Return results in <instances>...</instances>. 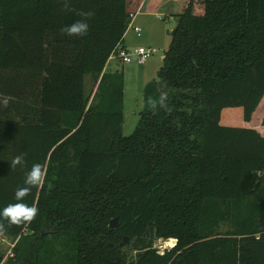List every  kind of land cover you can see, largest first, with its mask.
I'll list each match as a JSON object with an SVG mask.
<instances>
[{
    "label": "trees",
    "instance_id": "obj_1",
    "mask_svg": "<svg viewBox=\"0 0 264 264\" xmlns=\"http://www.w3.org/2000/svg\"><path fill=\"white\" fill-rule=\"evenodd\" d=\"M144 1L0 0V208L45 171L24 198L35 219L0 217V264H264V132L221 123L264 97V0H157L182 5L123 135V72L104 69ZM78 20L87 35L61 31Z\"/></svg>",
    "mask_w": 264,
    "mask_h": 264
},
{
    "label": "rangeland",
    "instance_id": "obj_2",
    "mask_svg": "<svg viewBox=\"0 0 264 264\" xmlns=\"http://www.w3.org/2000/svg\"><path fill=\"white\" fill-rule=\"evenodd\" d=\"M180 5H182L181 2L176 7L174 3L164 1L161 8H158L151 13H144V15L142 14L138 16L137 26L141 29L140 36H136L130 29L127 31L125 42L130 51L136 47L148 46L156 49L155 54L148 58L145 62L122 63L116 58L108 60L107 67L109 70H112V72L116 70L123 72V135H130L139 120V113L142 110L144 85L149 81L158 80L157 72L162 66L164 52L170 43L171 31L176 26L177 14L180 12ZM86 78V87L87 90H90L92 88V80L89 76H86ZM232 110L224 111L223 119L229 120L232 118V121L229 123H232L235 126H244L241 125L245 122L243 121L240 113H236V110L242 112V109L237 107L232 108ZM255 118L257 119V117ZM148 238H150V236ZM9 243L10 240L1 236L2 252L5 256L9 251ZM128 243L129 240L122 246L120 250L121 253L117 255L118 261H120V258L124 253H127L129 257L135 254V251H133V245L129 248ZM154 246L162 249L164 246L168 245L165 241L158 239L154 243Z\"/></svg>",
    "mask_w": 264,
    "mask_h": 264
},
{
    "label": "clouds",
    "instance_id": "obj_3",
    "mask_svg": "<svg viewBox=\"0 0 264 264\" xmlns=\"http://www.w3.org/2000/svg\"><path fill=\"white\" fill-rule=\"evenodd\" d=\"M86 16H91L92 13H85ZM61 31L68 36L87 35L89 24L86 20H78L70 25L64 26ZM24 162L22 155L16 156L11 160L12 167L21 165ZM45 178V171L40 164H34L27 172L24 180L26 187H20L16 190L14 199L16 203L9 204L0 208V217L7 220L9 224H24L31 222L38 214L39 209L34 205L24 203V198L27 196L31 187L39 186Z\"/></svg>",
    "mask_w": 264,
    "mask_h": 264
},
{
    "label": "built area",
    "instance_id": "obj_4",
    "mask_svg": "<svg viewBox=\"0 0 264 264\" xmlns=\"http://www.w3.org/2000/svg\"><path fill=\"white\" fill-rule=\"evenodd\" d=\"M133 18H134V14L131 15V21H130L128 27L131 28L137 36H140L141 35V29L139 26L133 24V22H132ZM155 52H156V49L153 47H150V46H148V47H136L132 51H130L129 48H127L121 44H118L115 47V49L112 51L110 56L108 57V60L116 58L122 63H132V62L143 63L148 58H150L152 55H154ZM161 240H163V239H161ZM163 241H165L168 246H164L162 249H159L155 246L158 249L159 253H163L165 248H171L176 243V239H174V238H170V239L163 240ZM15 242H16V240L13 243L10 241L9 251L6 254V256H12V254H13L12 253V247L14 246Z\"/></svg>",
    "mask_w": 264,
    "mask_h": 264
},
{
    "label": "crops",
    "instance_id": "obj_5",
    "mask_svg": "<svg viewBox=\"0 0 264 264\" xmlns=\"http://www.w3.org/2000/svg\"><path fill=\"white\" fill-rule=\"evenodd\" d=\"M145 1H146V3H144V11H137L136 13H133L134 14V18H133L132 22H133L134 25L138 24L137 23V19H138L139 15H142V14L144 15V13H151V12L155 11L157 9V7H158V1L157 0H145ZM129 29L132 30L131 28L128 27L127 31H129ZM127 31L125 32V35H124V38H123V42L121 43V45H123V46L128 48V45L125 42V37H126ZM107 65H108V62L106 64L104 70L112 72V70L108 69ZM86 79H85V86H86V83H87ZM227 110H232V109H225L224 111H227ZM224 111H223V113H224ZM232 111H234V110H232ZM237 112L240 113V115L242 114V112H240L239 110H236V113ZM255 117H257V119ZM263 117H264V97L261 100V102L258 105V107L256 108L255 112L253 113L251 121L248 122V123L246 122V123L241 124V125H248V126L256 128L260 132H264V125H261V120H262ZM225 121H228V122H225ZM230 121H232V118L229 119V120H224L223 116H222V119H221V123L222 124H224V125H233L232 123H229ZM258 124H260V125H258Z\"/></svg>",
    "mask_w": 264,
    "mask_h": 264
},
{
    "label": "water",
    "instance_id": "obj_6",
    "mask_svg": "<svg viewBox=\"0 0 264 264\" xmlns=\"http://www.w3.org/2000/svg\"><path fill=\"white\" fill-rule=\"evenodd\" d=\"M116 224H117V218H116V217L112 218V219L109 221V226H110L111 228H115V227H116ZM150 234H151V229L148 227V228L146 229V231L144 232L143 237H144V238H148V237L150 236ZM128 239H129V237H127V236L123 237V239H122V243L120 244V246L124 245V243H126ZM136 239H137L136 236L133 237V238L131 239L130 244H129V248L132 247V245H133V243L136 241ZM108 245H109V246H112V243H109Z\"/></svg>",
    "mask_w": 264,
    "mask_h": 264
},
{
    "label": "flooded vegetation",
    "instance_id": "obj_7",
    "mask_svg": "<svg viewBox=\"0 0 264 264\" xmlns=\"http://www.w3.org/2000/svg\"><path fill=\"white\" fill-rule=\"evenodd\" d=\"M115 237H117V235H115ZM122 239H123V238H122ZM122 239L120 238V239L117 241V243H115V245H114V248H115V249H119V250H121V248H122V246H123V245L120 246V244L122 243ZM128 240H129V239H128ZM128 240H127V241H128ZM130 241H131V240H129L128 247H129Z\"/></svg>",
    "mask_w": 264,
    "mask_h": 264
}]
</instances>
